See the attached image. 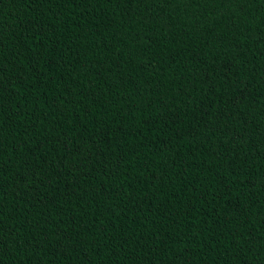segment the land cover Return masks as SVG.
Returning <instances> with one entry per match:
<instances>
[{"label": "trees", "instance_id": "obj_1", "mask_svg": "<svg viewBox=\"0 0 264 264\" xmlns=\"http://www.w3.org/2000/svg\"><path fill=\"white\" fill-rule=\"evenodd\" d=\"M0 264H264V0H0Z\"/></svg>", "mask_w": 264, "mask_h": 264}]
</instances>
